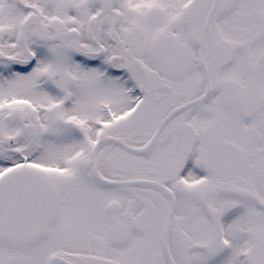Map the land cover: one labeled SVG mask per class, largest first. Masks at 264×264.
<instances>
[{"label": "snow or ice", "instance_id": "obj_1", "mask_svg": "<svg viewBox=\"0 0 264 264\" xmlns=\"http://www.w3.org/2000/svg\"><path fill=\"white\" fill-rule=\"evenodd\" d=\"M0 264H264V0H0Z\"/></svg>", "mask_w": 264, "mask_h": 264}]
</instances>
